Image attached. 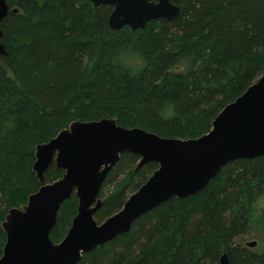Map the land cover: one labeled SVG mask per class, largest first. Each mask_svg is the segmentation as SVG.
<instances>
[{"label": "trees", "instance_id": "1", "mask_svg": "<svg viewBox=\"0 0 264 264\" xmlns=\"http://www.w3.org/2000/svg\"><path fill=\"white\" fill-rule=\"evenodd\" d=\"M171 2L181 8L179 19L116 31L108 24L113 8H96L91 0H8L1 25L7 55L0 56V257L8 211L27 204L41 186L33 172L38 145L72 122L102 119L164 138L197 139L263 76L264 0ZM139 161L124 154L108 174L98 224L158 169L151 162L136 171ZM62 176L53 164L46 183ZM260 200L264 157L237 160L200 194L172 198L78 264H220L223 254L230 264H264V249L237 243L252 229L264 234ZM77 212L73 193L50 234L55 244Z\"/></svg>", "mask_w": 264, "mask_h": 264}, {"label": "water", "instance_id": "2", "mask_svg": "<svg viewBox=\"0 0 264 264\" xmlns=\"http://www.w3.org/2000/svg\"><path fill=\"white\" fill-rule=\"evenodd\" d=\"M96 8L112 7L108 24L143 30L154 20L173 22L181 8L171 0H91ZM8 0H0V56L7 55L1 25L9 14ZM18 13V9L13 10ZM124 154L140 158L136 171L148 163L158 169L101 224L100 192L108 174ZM264 157V74L215 118L211 131L197 139L164 138L139 128L128 129L116 119L72 122L49 142L36 147L33 172L40 183L22 208L11 209L2 223L6 243L0 264H78L85 254L128 233L134 222L172 198L200 194L227 165ZM63 176L46 183L50 167ZM75 193L78 212L65 238L55 244L50 234L62 204ZM257 247V242L246 244ZM220 264H230L227 254Z\"/></svg>", "mask_w": 264, "mask_h": 264}, {"label": "rangeland", "instance_id": "3", "mask_svg": "<svg viewBox=\"0 0 264 264\" xmlns=\"http://www.w3.org/2000/svg\"><path fill=\"white\" fill-rule=\"evenodd\" d=\"M130 59L132 60V61H130ZM126 62L127 63H129V62H131V65H137L136 63H137V60H135V59H132L131 57H129V58H127V60H126ZM26 205V204H25ZM24 205V206H25ZM19 208H22V206L21 207H19ZM14 209V208H13ZM11 210V209H10ZM9 210V211H10ZM257 212H259V213H262V211H264V200H260V202L258 203V205H257ZM8 211V212H9ZM8 214V213H7ZM5 221V220H4ZM253 241H256L259 245H257V247L256 248H252V250L254 251V252H261V251H263V249H264V234L263 233H261V232H259V231H257V230H255V229H252L251 231H249V233L247 234V235H245V236H243V237H241V238H239L238 240H237V243H244V244H246V243H249V242H253Z\"/></svg>", "mask_w": 264, "mask_h": 264}]
</instances>
